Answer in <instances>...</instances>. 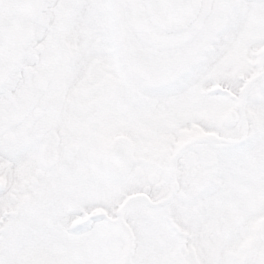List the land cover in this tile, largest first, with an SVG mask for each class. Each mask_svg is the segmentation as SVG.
<instances>
[{
	"label": "snow or ice",
	"instance_id": "6c2138e0",
	"mask_svg": "<svg viewBox=\"0 0 264 264\" xmlns=\"http://www.w3.org/2000/svg\"><path fill=\"white\" fill-rule=\"evenodd\" d=\"M0 264H264V0H0Z\"/></svg>",
	"mask_w": 264,
	"mask_h": 264
}]
</instances>
